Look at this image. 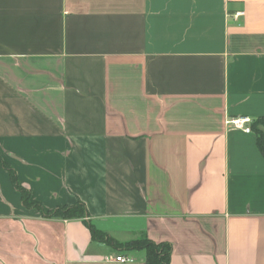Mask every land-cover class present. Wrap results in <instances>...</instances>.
<instances>
[{
    "label": "crops",
    "instance_id": "crops-1",
    "mask_svg": "<svg viewBox=\"0 0 264 264\" xmlns=\"http://www.w3.org/2000/svg\"><path fill=\"white\" fill-rule=\"evenodd\" d=\"M263 116L264 0H0V155L45 211H88L26 207L0 163V264H146L86 221L264 264Z\"/></svg>",
    "mask_w": 264,
    "mask_h": 264
},
{
    "label": "trees",
    "instance_id": "trees-1",
    "mask_svg": "<svg viewBox=\"0 0 264 264\" xmlns=\"http://www.w3.org/2000/svg\"><path fill=\"white\" fill-rule=\"evenodd\" d=\"M254 129L257 133L258 148L264 156V116L255 122ZM0 163L10 172L13 184L15 188L21 192L22 201L26 207H37L42 210L43 215L49 217L86 218L88 216L87 207L81 201L73 206H64L45 211L39 203L31 200L30 191L19 183L15 170L2 159L1 155ZM86 222L94 239L106 242L115 247H120L122 250L144 249L146 250V264H170L172 256V245L170 243H157L148 238L146 234H141V238L139 239L126 243H120L106 232L96 229L89 221Z\"/></svg>",
    "mask_w": 264,
    "mask_h": 264
},
{
    "label": "built area",
    "instance_id": "built-area-1",
    "mask_svg": "<svg viewBox=\"0 0 264 264\" xmlns=\"http://www.w3.org/2000/svg\"><path fill=\"white\" fill-rule=\"evenodd\" d=\"M243 14V12H238L237 15ZM251 118L248 116H239V117H233L230 118L227 123L233 125L236 128H240V129H244L246 132H250L251 131V127L248 125L249 123H251ZM116 261L119 262H133L134 259L129 256V255H125V254H119L115 257Z\"/></svg>",
    "mask_w": 264,
    "mask_h": 264
},
{
    "label": "rangeland",
    "instance_id": "rangeland-1",
    "mask_svg": "<svg viewBox=\"0 0 264 264\" xmlns=\"http://www.w3.org/2000/svg\"><path fill=\"white\" fill-rule=\"evenodd\" d=\"M139 238H141V236H138L136 239H139Z\"/></svg>",
    "mask_w": 264,
    "mask_h": 264
}]
</instances>
